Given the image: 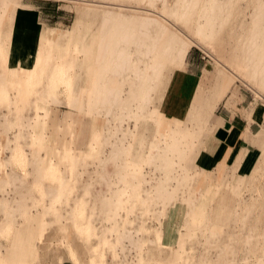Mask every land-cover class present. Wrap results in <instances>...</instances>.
Listing matches in <instances>:
<instances>
[{
  "label": "rangeland",
  "instance_id": "obj_1",
  "mask_svg": "<svg viewBox=\"0 0 264 264\" xmlns=\"http://www.w3.org/2000/svg\"><path fill=\"white\" fill-rule=\"evenodd\" d=\"M16 1L19 6L14 8L13 4H10L7 7L8 10H5L3 14V20L9 13L15 15L16 13L32 12L31 7L24 3L33 4L46 10L47 16L43 23L47 25V29L42 33L52 31L51 33L55 34L56 32L71 31L74 27L76 31H81L83 29L82 19L90 22L94 20V16L97 19L102 11L113 10V7L120 6L153 10L156 14L163 15L162 17L171 27L179 30V33L196 42L190 49L201 56L200 61L204 64L203 71H211L213 75L220 76V78L214 77L213 82L209 81L206 85L203 84L200 89L195 86L193 90L196 92L186 98L184 94L179 93L181 84L178 81V75L180 73L176 74L173 82L167 88L169 91L164 93L165 104L160 114V121L164 129L161 133L156 134L154 145L145 143L141 146L140 150H143L145 155L162 153L170 141L171 131L186 133L201 128L204 125V117L208 115V110L211 108L206 105V97L214 93L219 82L222 84V88L226 85L228 88L216 108H220L222 105L232 109L238 106L247 107L248 117L250 107L257 105V114L263 116L264 126V89L261 88L258 81L253 80L249 75V68L242 62L240 51L234 53V47H240L237 45L238 38L248 36L253 29L259 32L264 31L263 24L252 28L254 15L252 3L254 2H242L239 5L241 8L237 9L238 15L236 14L233 25H227L223 30L201 41L178 17H172L165 13L160 1H157L153 6L142 0H22L24 3L20 0ZM166 2L168 5H174L175 0H166ZM87 9H98L100 13ZM1 13L2 10H0ZM78 22L79 24H77ZM77 55L79 58H83L82 53ZM219 69H222L223 72ZM222 88L221 90H223ZM221 90L218 94L219 98L223 94ZM9 92L10 97L15 100L13 95L15 91L10 90ZM194 96L196 97L193 98ZM190 101L195 103L189 105ZM81 102L83 103L82 107L72 106L68 103L67 95L60 92L58 103L50 102L46 114L42 106H20L19 115H9L10 118L21 117L24 124L22 130L24 135L19 138V141L24 146L28 159L27 175L25 174L26 183L29 185L34 179V163H47L53 166L58 165L66 176L72 175L75 185L73 190L63 197L62 201L54 204L55 210H52L49 198H45L42 204H34L26 199L25 206H16L15 203L8 206L10 208L7 207V209L0 206L2 216L0 225L6 218V211L15 210L11 231L8 235L0 233V237L8 238L18 219L23 223L28 218H34L38 223V237L46 228L52 227L58 233L56 235L57 233L54 232V248L58 247L67 251L66 246L68 247L70 242L72 248L79 247L80 250H83L86 259L88 254L72 219L75 200L84 199L89 205L87 206L88 212L89 208H93L94 214L91 222L95 229V234L90 235L84 241L85 247L91 255H97L102 249L104 264L180 263L184 255L191 256L188 258L191 264L205 260L212 264H222L225 254L228 255H225V260L235 257V260H239L238 263L241 264H264V250L262 249L264 246L263 198L254 191L257 185L264 188V172L261 171L260 174H257L255 171V177L251 174L254 167L261 165L264 160V131L261 136L256 137L262 128L261 123L254 133L255 142L251 143L253 150H242L237 158L242 157L246 151L244 160L235 161L230 166L219 164L209 168L203 150L210 132L204 130L194 148L192 142L196 141L195 137L185 134L182 136L180 149L186 150L187 154L184 153L181 157L178 153L173 155L175 161L173 172H166L156 164L143 160V162L139 161L135 171L133 167L129 166L131 173H120L117 168L131 162V157L130 155L119 158L112 157V147L114 151L117 147L137 146L135 135L139 129L141 128L144 139H147L152 132V124L149 122L143 124L145 129L141 127L142 125L140 126V120L133 117H127L120 123L116 118L118 109H113L112 113L105 115L104 109L90 108L85 92ZM157 105L158 101L154 100L143 114L153 117ZM9 109L0 107V128L10 126L4 121ZM14 110L16 111V108L12 107L11 111ZM188 113L191 114L188 117L189 120H184ZM38 118L46 122V129L43 130L45 139H49L50 135H55L56 142L73 146V153L76 155L74 172L68 173L66 163H59L60 159L56 154L42 148L36 141L38 132L35 122ZM93 126L95 127L92 128ZM3 134L7 140L0 135V162L2 161L5 165L7 173H11L12 170L21 172L8 161L9 146L15 143L18 130L7 129ZM249 141L251 142V140ZM189 142L190 144H187ZM55 148L60 150L57 143ZM189 151H191V155L187 159ZM202 165L206 170H202ZM184 168L189 170V174L194 172L195 178L192 181L191 189L199 188L201 190L200 198L192 206L185 205L174 211V206L179 205L183 198L189 196L187 186L177 185V182L182 179ZM124 180L132 185L140 184L139 195L144 202H127L124 205L126 208L117 210L114 220H112L107 217L108 211L102 206L101 200L104 197H110L115 190L124 188ZM166 180L167 189L175 190L170 201L165 200L164 195L156 193L160 189L159 185ZM263 188L260 190L264 191ZM22 189L25 190V188ZM126 189L130 193L134 187L129 186ZM0 198L19 199L20 193L14 190L12 184H8L0 191ZM252 199H257V206L250 204ZM131 206H134L133 211H130ZM18 208H22V212L25 210V213H22ZM110 212L113 214L115 208ZM114 222L117 224V232L112 229ZM254 229H259L260 237L253 238L252 231ZM123 231L127 235L130 231L131 239L135 240L136 237L139 244L135 245L132 240H126L130 237L122 238ZM189 231H191V235L187 234ZM120 237L122 241H118ZM231 237H242L244 240L243 245L235 243L234 252L225 251L226 248H224L227 243L231 242ZM104 240H110L111 247L104 246L102 242ZM139 245L141 248L137 247ZM158 246L161 248L157 249Z\"/></svg>",
  "mask_w": 264,
  "mask_h": 264
},
{
  "label": "bare ground",
  "instance_id": "obj_2",
  "mask_svg": "<svg viewBox=\"0 0 264 264\" xmlns=\"http://www.w3.org/2000/svg\"><path fill=\"white\" fill-rule=\"evenodd\" d=\"M142 1H146L150 6L160 1L165 13L172 17H178L201 41L223 30L227 25H233L234 18L236 14L238 15L239 5L246 1L255 3H252L254 10L252 28L262 24L264 26V0H175L174 5H168L166 0ZM10 4H13L14 8L19 6L16 0H0V10H2L0 14V107L10 108L4 118V121L10 126L0 128V135L5 138L3 134L5 130L11 128L18 130L15 143L9 146L10 157L8 161L21 172L12 170L11 173H7L5 165L1 161L0 191L6 185L12 184L14 190L20 193V198L12 200L0 198V206H3L4 209L13 203L16 206H25L26 199L34 204H42L45 198H49L50 204H52L51 208L55 210L54 204L62 201L63 197L73 190L75 183L72 175L66 176L58 165L53 166L47 163H34V179L29 185L26 183L25 174L27 175L28 159L25 148L19 141V138L24 135L22 131L24 124L21 117H9L12 114L19 115L20 106H42L46 114L50 102L58 103L60 92L65 93L68 103L75 107L83 106L81 100L85 92L90 108L104 109L105 115L112 113L113 109H118L116 118L120 123L127 117H133L140 120L141 127H144L143 124L146 122L152 124L151 134L148 138L145 136L147 139H144L141 128L139 129L140 132L138 131L139 127L137 128L138 132L135 135L137 146L117 147L114 151L112 147V157L119 158L128 155L131 157V162L117 168L120 173L130 172V167H133L135 171L139 161L143 162V160L156 164L157 167L166 172H173L175 167L173 155L178 153L181 157L186 153V150L180 149L182 133L171 131L170 141L166 144L165 150L157 155L151 153L145 155V152L140 148L145 143L154 145L156 134L163 131L164 127L160 121V114L165 104L164 93L169 91L167 88L180 70L185 54L196 42L179 33V30L171 27L167 20L162 17L163 15L160 16L153 10L119 6L118 8L113 7V10H105L100 13L98 9H87L88 11L95 10L100 15L97 16L98 18L96 17L97 19L94 16V20L90 22L82 19L83 29L81 31H76L74 27L71 31L56 32L55 34L51 33L52 31L41 33L37 38L36 49L32 58L24 61L21 65H16L18 64L16 63L14 66H8L6 64L5 45L9 41L8 30H11L9 28L13 13H9L4 20L3 14L5 10H8L7 7ZM237 45L240 47L235 46L234 53L240 51L242 62L249 68V75L253 80L258 81L261 88L264 89V31L251 30L248 36L237 39ZM78 53L83 54L82 59L79 58ZM10 90L15 91L13 94L15 100L10 97ZM154 100L158 101L154 116L144 115L143 113ZM12 107H15L16 111H11ZM104 122L106 121L104 120ZM45 124L46 122L39 118L35 122V128L38 132L36 141L42 148L56 154L60 159L59 163H66L68 173L74 172L76 155L73 153V146L56 142L55 135H50L49 139H45L43 134V130L46 129ZM144 128L146 129V127ZM56 143L60 146V150L55 148ZM7 145H9L8 142ZM37 160L42 161L41 159ZM182 171V179L177 182V185L187 186L189 196L183 198L179 205L174 206V211L183 208L185 205L192 206L200 198L201 190L199 188L191 189L192 181L195 178L194 172L189 174V170L186 168ZM255 171L257 174H260L261 171L264 172V160L261 165L254 167L251 172L253 177H255ZM123 177L125 178V175ZM166 185L167 180L159 185L160 189L156 193H158L157 195H164L165 200L170 201L175 190L169 191ZM129 186L134 187L130 192L131 194L126 189ZM139 186L140 184L132 185V183L124 180V188L115 190L110 197L102 198V206L108 211L107 217L114 220L116 211L126 208L124 205L129 201L144 202L139 195ZM262 188L257 185L254 191L263 198L262 204L264 206V191L260 190ZM256 201L257 199H252L250 204L256 205ZM75 202L72 219L88 254L85 264H104L102 249L97 255H91L84 243L90 235L95 234L91 222L94 214L93 208H89L88 212L87 206L89 205L84 199L75 200ZM114 208L115 212L111 214L110 211ZM18 209H21L22 212V208ZM130 209L133 211L134 206H131ZM9 210L6 211V218L0 225V233L4 235H8L11 231L15 214V210ZM189 211H187L188 214ZM22 213H25V210ZM202 216L204 217V215ZM116 225L114 222L112 229L117 232ZM258 230L252 231L253 238L260 235ZM121 234H123L120 235L122 238L130 237V231L128 235L125 231ZM187 234L191 235L192 233L189 231ZM121 237L118 241H122ZM134 239L126 238L127 241L132 240L136 245L138 240L136 237ZM230 239L231 242L224 247L226 248L225 251L234 252L235 243L237 245L244 244L242 237H231ZM102 242L104 246L111 247L112 245L110 240ZM252 246L254 247L253 244ZM68 247L71 251L70 254L74 257L70 242ZM137 247L141 248L140 245ZM160 248V246L157 247V249ZM239 248L241 247L239 246ZM262 249L264 250V246ZM225 255L223 258L226 259L228 255ZM189 257L191 256L184 255L180 263L170 264H191ZM245 257L244 259H247ZM225 259H222V264H241L238 263L239 260H235V257ZM246 262L249 261L246 260ZM197 264H212V262L205 260Z\"/></svg>",
  "mask_w": 264,
  "mask_h": 264
},
{
  "label": "crops",
  "instance_id": "obj_3",
  "mask_svg": "<svg viewBox=\"0 0 264 264\" xmlns=\"http://www.w3.org/2000/svg\"><path fill=\"white\" fill-rule=\"evenodd\" d=\"M20 1L24 3L22 0ZM24 4L29 5L32 12L16 13L12 16L9 28L11 30H8L9 41L5 45L6 64L8 66H14L16 63H18L16 65H21L24 61L32 58L36 49L37 38L42 31L47 29V25L43 23L47 16L45 8H39L29 3ZM200 58L201 56L197 52L189 49L185 54L183 67L181 66L176 73H180L178 75V81L181 84L179 93L184 94L186 98L190 97L191 93L196 92L193 90L195 86L200 89L203 84L206 85L209 81L213 82L214 77L220 78V76L213 75L211 71H203L204 64L201 63ZM219 70L222 71V69ZM217 84L214 93L206 97V105L211 108L208 110V115L204 117V125L193 130V132L178 131L183 135L195 137L196 141L193 142V148L204 130L210 132L203 150L209 168L219 164L230 166L235 161H243L246 151L253 150L251 143L255 142L254 133L260 123L262 128L256 137L261 136L264 131L263 116L257 114V105L250 107L248 117L247 107L238 106L232 109L222 105L220 108H216L228 88V85L222 88L220 82ZM220 90L223 91L221 98L218 95ZM188 103L191 105L195 102L190 101ZM190 116L191 114L188 113L184 120H189L188 117ZM210 118L211 120H209ZM242 150H246L244 155L237 158ZM191 151L188 152L187 159L191 155ZM189 170L191 169L189 168ZM202 170H206L204 165H202ZM1 220L0 214V222ZM20 223L18 219L8 238L0 237V264H85L84 252L79 247L73 248V255L76 257L70 254L71 251L66 244L67 251L58 247L54 248V232L55 234L57 232L52 227L46 228L38 237V223L34 218H28L25 222Z\"/></svg>",
  "mask_w": 264,
  "mask_h": 264
}]
</instances>
